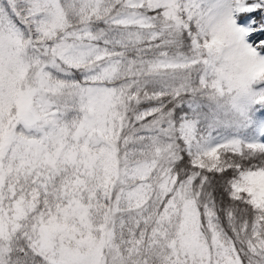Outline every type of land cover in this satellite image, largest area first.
I'll return each instance as SVG.
<instances>
[{"label":"snow or ice","instance_id":"obj_1","mask_svg":"<svg viewBox=\"0 0 264 264\" xmlns=\"http://www.w3.org/2000/svg\"><path fill=\"white\" fill-rule=\"evenodd\" d=\"M0 264H264V0H0Z\"/></svg>","mask_w":264,"mask_h":264}]
</instances>
